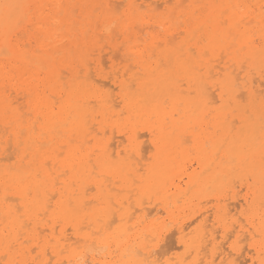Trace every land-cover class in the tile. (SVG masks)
<instances>
[{"label": "snow or ice", "instance_id": "snow-or-ice-1", "mask_svg": "<svg viewBox=\"0 0 264 264\" xmlns=\"http://www.w3.org/2000/svg\"><path fill=\"white\" fill-rule=\"evenodd\" d=\"M219 7L221 11L199 28L190 29L184 16L177 15L185 5L171 0H161L159 5L139 0L68 6L0 0L5 19L13 22L5 32L6 45L14 41L45 80L42 90L28 92L16 104L6 103L3 113L0 140L5 152L11 146L18 155L23 148L25 160L31 149L35 153L16 191L4 189L3 202L18 226L5 239L0 264H64L65 256H75L68 264H89L78 255L81 248L93 256L109 251L113 242L119 248L125 236L149 219L160 224L152 241L160 243L171 224L160 221L163 213L152 217L147 212L144 199L151 202L154 193L144 187L140 165L145 152L151 151L143 145L157 147L155 122L181 123L183 103L170 105V101L185 96L187 84V97L195 92L205 108L232 109L235 102L245 106L243 115L251 122L253 114L248 108L254 109L258 100L264 113V4L259 12L254 5ZM51 8L57 9L54 15L46 11ZM83 8H90L86 16L78 11ZM65 21L74 44L66 53H50L44 46L48 34L65 31ZM3 54L9 57L8 47ZM62 55L69 67L53 71L55 60ZM226 58L233 64L228 65ZM149 75L158 82L151 101L154 109L140 118L133 113ZM257 78L261 81L259 93L253 83ZM12 86L6 81L5 93ZM225 122L230 131L236 127ZM259 134L264 184V115ZM117 137L116 150H110ZM178 139L186 142L183 137ZM255 144L253 135L250 147ZM6 171H14V162ZM245 179L251 188L254 172ZM235 188L233 182L228 191ZM260 209L255 230L240 220V231L233 229L235 239L228 237L232 240L229 248L236 255H243L245 248L255 250L251 264H264V198ZM241 215L251 217L255 225L252 208H242ZM72 236L80 239L70 244ZM80 240L93 244L82 245ZM13 253L17 259L9 258ZM131 255L134 259L125 264H172L168 259L153 258L151 250L144 255L143 249L133 248ZM228 264L249 262L234 257Z\"/></svg>", "mask_w": 264, "mask_h": 264}, {"label": "bare ground", "instance_id": "bare-ground-1", "mask_svg": "<svg viewBox=\"0 0 264 264\" xmlns=\"http://www.w3.org/2000/svg\"><path fill=\"white\" fill-rule=\"evenodd\" d=\"M159 1L161 0H150L153 4H157ZM5 2L21 5L64 6L136 3L135 0H5ZM171 2L185 5V9L178 12L177 15L184 16L185 20L189 22L190 29L199 28L211 16L221 11L219 7L221 5H254L256 11L259 12V6L264 4V0H171ZM64 10L67 11V7ZM46 11L54 15L57 9L51 8ZM78 11H82L86 16L90 8ZM12 23L5 19L3 11L0 10V130L5 123L3 113L6 103L16 104L28 92L35 94L45 86V80L41 79L36 70L25 60L24 53L16 46L15 42L6 45L5 32L12 27ZM64 27L65 31L59 35L55 30L48 34V42L44 46L50 50V53L57 51L66 53V50L73 46V35L67 31L66 21ZM257 36H259V31H257ZM5 47H8L9 57H5L3 54ZM255 54L258 57L259 51L255 50ZM226 61L228 65L233 64V60L230 58H226ZM258 62L257 59V64ZM68 67L66 55H62L55 60L53 71L65 70ZM228 70L231 71L232 68L230 67ZM145 71L149 72L150 69L146 66ZM220 71L223 75V66ZM213 75L216 73L213 72ZM240 75L243 76V73ZM6 81L13 85L9 87L7 93L4 90ZM253 83L259 93L261 81L257 78ZM187 87L188 85L185 84V96L170 101V105L183 103L179 126L171 120L168 124L157 120L155 122L157 147H152L150 143H146V146L143 145V148L151 149L150 152H145L140 165L143 173V185L154 193L151 202L147 197L144 199V205L152 217L159 216L160 212L165 214L167 221L175 229V232L169 231V235L172 233L173 236L178 235L176 239L178 246L175 248H181L183 256L172 264H212L217 260V264H228V261L234 257L246 259L251 264V260L254 258V249L245 248L243 255H236L229 248L232 241L226 248H224V244L228 242L229 236L235 239L233 229L240 231V220H244L245 225L251 226L253 230L260 223V204L264 198V184L261 183L259 128L260 119L264 113L261 112L258 100L254 109L251 106L248 108L253 114L251 122L243 115L245 106L235 102H233L232 109L205 108L202 101L196 97L195 92H193L192 98L187 97ZM157 88V80L150 75L147 76L143 83L141 97L135 104L134 115L146 118L152 113L154 104L151 101H153ZM50 91H55V89L50 88ZM217 98H219L218 93ZM205 117L207 118L205 119ZM226 120L235 124L236 127L230 131ZM253 135L256 137V144L255 147H250ZM143 137L144 134L141 133V138L143 139ZM179 137H183L186 142L181 143ZM118 141L119 137L113 140L109 146L110 150H116ZM120 147H123L122 143ZM24 153L25 149L21 148L17 155L11 146L5 152L3 142L0 140V259L4 258L6 237L13 233L14 227L18 226L14 216L9 214L8 208L3 202L4 189L8 187L11 191H16L18 180L31 166L30 161L35 149L30 150L29 160L23 159ZM13 162L14 171H6V168L13 166ZM253 172L255 179L250 188L245 177ZM233 182L238 188L244 190L241 201L237 199L241 191L239 193L235 190L234 192L228 191ZM225 194L231 203H225L228 201L225 199ZM9 199H15V197L10 196ZM205 202L208 205L209 202H214L212 209L210 207V211L213 210L210 215H208L209 209L206 215L201 212L203 208L198 212L197 208L203 203L207 204ZM242 208H252L255 213V225L252 224L251 217L245 218L241 215ZM197 212L199 215L195 216ZM188 217L192 219L190 220ZM209 218H212L211 224L208 223V221L210 222ZM184 219L190 225L185 224ZM234 219L237 220L235 225L232 223ZM160 221L165 222L161 218ZM191 225L194 226L190 228ZM159 227L160 224L154 225L149 219L138 230L125 236L120 241L119 248L113 242L111 249L107 252H98L93 256L86 248H81L78 255L86 259L89 264H93V262L95 264H125L126 261L134 259L131 250L138 248L143 249L144 255H147L151 250L153 258L164 260L162 258L164 256H162V251H165L163 247L166 245L164 248L167 249L168 254L173 250L172 246L175 243L170 241L172 236L169 240L170 236L168 237L167 231V237L164 233L160 241V243L164 241V245L161 244L163 247H158L160 243L153 244L152 241L156 238L154 229ZM216 231L221 233L220 242L217 241L218 233ZM78 239L80 238L72 236L68 242L71 244ZM168 240L174 244L170 246L169 242L166 243ZM80 243L82 245L93 244V241L80 240ZM167 244H169L168 247ZM159 252L162 257L157 255ZM166 252H164L165 255ZM49 255H51V251H49ZM9 258L17 259L18 257L13 253ZM69 258L74 260L75 256L62 257L64 264H68ZM165 259L170 260L169 257ZM173 259L175 260V258Z\"/></svg>", "mask_w": 264, "mask_h": 264}, {"label": "rangeland", "instance_id": "rangeland-1", "mask_svg": "<svg viewBox=\"0 0 264 264\" xmlns=\"http://www.w3.org/2000/svg\"><path fill=\"white\" fill-rule=\"evenodd\" d=\"M131 1H132V0H131ZM135 2H139V1H138V0L136 1V0H135ZM160 2H161V1H159L157 4H160ZM144 146H146V144H144ZM236 187H237V186H236ZM235 191L238 192V193L241 191V192H240V196H239V194H238V197H237V199L241 201V196L244 194V190H243V189H240V188L237 187V188H235ZM227 200H228V197H227ZM240 201H239V202H240ZM228 202L231 203L230 200H228L227 202L225 201V203H228ZM205 203H207V202H205ZM209 205H211V206H209ZM209 205H208V203H207V204H204V203L201 204L200 207L197 208V209H198V212H200V210L203 208V211L201 210L202 213H205V215H206V212L208 213V209H209V213H208V215H210V212H211V214H212V211H213V210L210 211V207H211V209H212V207H213V205H214V202H209ZM207 206H208V207H207ZM206 207H207V208H206ZM205 208H206V209H205ZM197 209H196V211H197ZM204 211H205V212H204ZM198 212L196 213L195 216H198V215H199ZM161 213H162V212H160L159 215H160ZM160 218H161V220L164 219V218H165V214H163L162 216H160ZM188 218L190 219V217H188ZM188 218H186V219H188ZM186 219H184V220H185V224L190 225L189 222H190V220H191L192 218H191L190 220L188 219L189 222L186 221ZM209 220H210V222L208 221V223L211 224V223H212V222H211L212 218H209ZM165 222L170 223L169 221H165ZM171 226H172V224H171ZM192 226H194V225H191L190 228H192ZM169 231H171V232L174 231V232H175L174 227H173V226L170 227L167 233H168V237L170 236V237H169V240H170V238H171V236H172L173 240H172V238H171L170 241L174 242L175 244H174V243H170L169 240L166 242V243L169 242V243H170V246H171L172 244H174V245L172 246L173 250L170 251V252L167 254L168 251L166 252L167 249L164 248L166 245H165L164 247L161 245V244L164 243V241H163L162 243L159 244L158 247H160V246L163 247V249H164L165 251H162L163 253H162L161 251H160V252L162 253V256H163V255H164V256L162 257L160 252H159L157 255H159V257H162L163 259L169 257V258H170V261H171V259H172L171 262L175 263V262H177V260H179V259L183 256V255H182V249H181V248H180V249L175 248V246H176V247L178 246L177 243H176V239H177L178 235H177L176 233H174V234H176L177 236H175V235L173 236V233H172V235H169V234H170ZM167 233L165 234L166 237H167ZM216 233H218V234H217L218 236L216 235V238L218 237L217 241L220 242V241H221V240H220V239H221V233H220V232H217V231H216ZM166 237H165V238H166ZM219 237H220V239H219ZM164 240H165V239H164ZM166 240H167V238H166ZM230 241H232V240L229 239L228 242H226V244H224V248H226V247L228 246V244H229ZM163 245H164V244H163ZM168 245H169V244H167V247H168ZM170 246H169V247H170ZM224 248H223V249H224ZM161 249H162V248H161ZM157 250H158V248H157ZM224 250H226V249H224ZM164 252H166V255H165ZM170 253H172V254H170ZM175 254H176V255H175ZM165 256H166V257H165ZM173 258H175V260H174ZM217 263H218V260L215 262V264H217Z\"/></svg>", "mask_w": 264, "mask_h": 264}]
</instances>
